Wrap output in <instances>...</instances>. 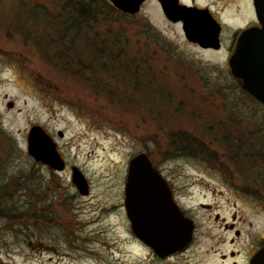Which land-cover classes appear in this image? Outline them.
<instances>
[{
	"label": "rangeland",
	"instance_id": "1",
	"mask_svg": "<svg viewBox=\"0 0 264 264\" xmlns=\"http://www.w3.org/2000/svg\"><path fill=\"white\" fill-rule=\"evenodd\" d=\"M63 2L0 0V264H227L231 251L242 261L251 238L264 235V106L238 86L229 54L189 43L157 0L134 15L97 0L82 38L62 41ZM196 3L222 22L225 40L251 21L249 0ZM86 41L87 52L101 46L110 58L96 53L78 66ZM136 74L150 94L163 92L159 103L132 91ZM185 103L213 112L203 118L217 134L204 124L195 132L178 110ZM34 124L56 142L63 171L28 155ZM180 130L203 152L198 144L192 153L175 150L169 134ZM228 136L251 152L236 153ZM140 152L195 223L190 248L169 260L134 236L124 211L128 161ZM72 167L87 179V195L71 182Z\"/></svg>",
	"mask_w": 264,
	"mask_h": 264
},
{
	"label": "water",
	"instance_id": "2",
	"mask_svg": "<svg viewBox=\"0 0 264 264\" xmlns=\"http://www.w3.org/2000/svg\"><path fill=\"white\" fill-rule=\"evenodd\" d=\"M120 11L135 14L145 0H109ZM165 17L182 22L185 38L201 47L218 44L219 23L208 9L182 4L179 0H158ZM253 8L260 26L239 32L236 46L228 58V66L240 87L264 104V0H253ZM63 136L62 132H58ZM27 153L35 162L62 171L65 161L56 143L40 125H32L27 134ZM71 181L78 192L88 194V182L76 167H72ZM124 206L133 234L166 256L185 247L193 237V220L185 216L172 198L171 190L145 152L130 158L124 185ZM249 264H264V246Z\"/></svg>",
	"mask_w": 264,
	"mask_h": 264
},
{
	"label": "trees",
	"instance_id": "3",
	"mask_svg": "<svg viewBox=\"0 0 264 264\" xmlns=\"http://www.w3.org/2000/svg\"><path fill=\"white\" fill-rule=\"evenodd\" d=\"M96 1L97 0H64L62 6L60 8V12L58 14L59 18L57 17V20L60 19V21H59L60 34L59 33L58 34L60 35V39L62 41L67 39L69 42H72V41L76 42L77 39L82 38V36L84 35V34H82L83 31L86 32V29L90 28V22L95 21L97 9H96V7H94V5H95V3H97ZM103 1H106V0H103ZM91 46H92V49H90L89 52H87L86 48L89 47V45H87V41H86L85 45H83L81 52H79V54H81L79 56H81V57H76V59L74 60V62L76 64H78V66L79 65H87L89 63V61H87V58H90L91 55L94 56V54L95 55L98 54L102 58H110V55L105 54V52H104L105 49H102L101 46L96 47V48H95V45H93V44ZM97 48H99L100 50H98ZM83 49H84V51H83ZM62 53H64V50L61 51V55H62ZM61 58H64V56H61ZM116 59H117L116 62H118V61L122 62L119 55H117ZM113 62H115V61H113ZM83 71H85V73H86L87 69L85 68ZM95 71H98V69L96 67H95ZM125 74H127V72ZM126 77H127V80H125V77H124V80H125L124 83L129 82L132 84V81H134L133 75L128 73L126 75ZM136 77H137L136 85L135 84L131 85L132 91H139V92L144 91L145 92L144 95H146V96L152 95L153 101L155 103H157L159 98H161L163 96V92H157L156 90H154L153 93L151 92V94H150L149 91H146V89L142 88L143 87L142 84H145V82L143 81L144 77L142 78L141 75H138V74H136ZM124 85H126V84H124ZM159 91H161V90H159ZM247 96L249 98H251L249 95H247ZM166 99H168V101H167V103H168L170 98L166 97ZM173 102H174V100L172 101V99H171L170 106H173V105H171V104H173ZM187 106L190 107L187 103H185L183 105L184 109L181 108L178 110H180V113H183V114L185 112L186 113L185 116H188L189 119L192 120V121L188 122V124H190V125L192 124L194 126L193 130H195V132L197 130L201 129L202 124H204L205 126H207L206 131L209 132L210 135L213 136L214 134H217L216 131L213 129V127H211L210 124H208V121L205 120V118H203L206 116L214 115L213 112H211L210 114L209 113L206 114L202 110V108H201V110H199V112H197L198 109L191 111V108H187ZM174 134L181 135V137H179L176 140V139H174L175 138ZM226 138L228 139V146L229 147L233 146L234 151L235 152L237 151L236 153L251 150L250 147L244 146L245 145L244 142L241 143L239 140H236V141H233L232 139L229 140V136ZM169 139H170V142L172 141L171 146L174 147L175 150L180 151L181 153H185V154L192 153L194 151V149L197 147V146H195V144H198L200 146L197 150H200L201 152H203V150H204L201 147V145H202L201 142L200 141L198 142V140H195V142H193L191 137L185 131L180 130L177 133H174V131H173L169 134ZM207 151H208V149H207ZM250 152H248V153L250 154ZM7 213L8 212H6V215H7Z\"/></svg>",
	"mask_w": 264,
	"mask_h": 264
},
{
	"label": "flooded vegetation",
	"instance_id": "4",
	"mask_svg": "<svg viewBox=\"0 0 264 264\" xmlns=\"http://www.w3.org/2000/svg\"><path fill=\"white\" fill-rule=\"evenodd\" d=\"M252 0H249V6H250V16H251V21L248 22L245 27H250V26H255V25H259L256 20H255V17H254V12H253V8H252V4H251ZM187 4H192V5H196L197 7H201V8H204V7H208V5H199L196 3V0H191L190 3H187ZM210 8V7H209ZM211 10V8H210ZM211 13L212 15L219 21V19L215 16V14L212 12L211 10ZM222 25V24H221ZM236 38H237V33H235L234 35L231 36L230 39H224L223 38V25H222V28H221V32L219 34V40H220V47L218 49L216 48H213V47H209L207 48V50H219V49H224L226 50V52L228 54H231L234 50V47H235V44H236ZM228 40V41H227ZM227 43H228V46H227ZM167 179V178H166ZM167 182H168V185L171 189V192H172V195L173 197H175V193H174V188H173V185L172 183L167 179ZM184 212V211H183ZM185 213V212H184ZM186 215V213H185ZM233 224V223H232ZM233 226V225H231ZM195 232V230H194ZM239 230L238 229H234V234L237 235V237L239 236ZM194 240V238H193ZM192 240V242H193ZM234 239H231V242H233ZM191 242V243H192ZM191 244H189L188 246H186L184 249H182L181 251H178L176 253H173L171 255H168V256H165V257H160L158 256L156 253H154L159 259H163V260H169L171 259L173 256H176L178 255L179 253H182V252H185L186 250H188L190 248ZM264 246V235L262 236H259V237H255L254 239L251 238V241L249 242L248 246L246 247L245 249V252H244V255H243V260L242 261H238V254L237 253H234L233 251H231V257L230 258H227V261L228 263L227 264H249L250 262V259L251 257L256 253L257 250H259L261 247Z\"/></svg>",
	"mask_w": 264,
	"mask_h": 264
}]
</instances>
